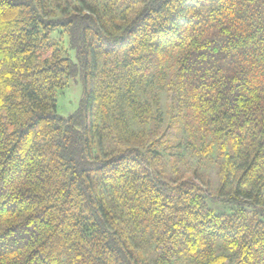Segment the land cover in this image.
<instances>
[{
	"label": "trees",
	"instance_id": "16d2710c",
	"mask_svg": "<svg viewBox=\"0 0 264 264\" xmlns=\"http://www.w3.org/2000/svg\"><path fill=\"white\" fill-rule=\"evenodd\" d=\"M0 264H264V0H0Z\"/></svg>",
	"mask_w": 264,
	"mask_h": 264
},
{
	"label": "rangeland",
	"instance_id": "374dc122",
	"mask_svg": "<svg viewBox=\"0 0 264 264\" xmlns=\"http://www.w3.org/2000/svg\"><path fill=\"white\" fill-rule=\"evenodd\" d=\"M82 93V84L80 82H71L68 87H66L63 93L57 96V111L61 115H68L77 107L78 100ZM156 93L158 94L159 106L164 116L167 113V103H166V93L165 90L158 89H146L143 96L145 98L151 99V96ZM166 122V121H165ZM163 126V125H162ZM178 166L181 170L188 168V174H192L193 177L198 178L202 182L210 185L211 190H215L218 186V166L220 158L217 152L210 153L205 158H200L191 154L189 151H184L183 155L177 156ZM167 158H164L162 162L167 169L169 165L166 163ZM194 170V172H193ZM195 178V179H196Z\"/></svg>",
	"mask_w": 264,
	"mask_h": 264
}]
</instances>
